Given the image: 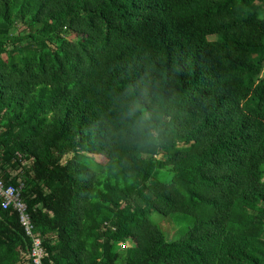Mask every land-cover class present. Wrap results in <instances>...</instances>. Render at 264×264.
Segmentation results:
<instances>
[{
	"label": "trees",
	"instance_id": "trees-1",
	"mask_svg": "<svg viewBox=\"0 0 264 264\" xmlns=\"http://www.w3.org/2000/svg\"><path fill=\"white\" fill-rule=\"evenodd\" d=\"M0 176L43 264H264V0H0ZM31 244L0 206V264Z\"/></svg>",
	"mask_w": 264,
	"mask_h": 264
},
{
	"label": "clouds",
	"instance_id": "clouds-1",
	"mask_svg": "<svg viewBox=\"0 0 264 264\" xmlns=\"http://www.w3.org/2000/svg\"><path fill=\"white\" fill-rule=\"evenodd\" d=\"M123 119L126 122L124 134L132 139H155L158 135L159 114L142 91L131 97Z\"/></svg>",
	"mask_w": 264,
	"mask_h": 264
},
{
	"label": "built area",
	"instance_id": "built-area-1",
	"mask_svg": "<svg viewBox=\"0 0 264 264\" xmlns=\"http://www.w3.org/2000/svg\"><path fill=\"white\" fill-rule=\"evenodd\" d=\"M23 187L24 185L21 181L16 184L7 183L0 176V206L3 209L12 207L17 211L20 223L24 226L26 234L31 237L32 244L29 256L32 258L34 264H43L42 257L45 253L41 247L40 238L32 233L33 225L29 219L27 204L22 197Z\"/></svg>",
	"mask_w": 264,
	"mask_h": 264
},
{
	"label": "rangeland",
	"instance_id": "rangeland-1",
	"mask_svg": "<svg viewBox=\"0 0 264 264\" xmlns=\"http://www.w3.org/2000/svg\"><path fill=\"white\" fill-rule=\"evenodd\" d=\"M92 159L95 160L96 162H101V157L99 155H92L90 154ZM71 156V154H67L64 156V160L68 159ZM11 173H16V171H12ZM178 217V219L176 218ZM175 218L176 220L173 221V223L176 221L179 223V226L173 227L170 226L166 223L167 217H164L161 214H156L154 213L152 215V219L165 231H167V234L170 238L178 237L185 226L190 223V218L182 216V215H177Z\"/></svg>",
	"mask_w": 264,
	"mask_h": 264
}]
</instances>
